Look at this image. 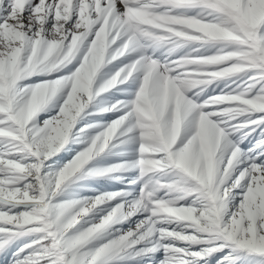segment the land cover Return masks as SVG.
<instances>
[{
  "label": "snow or ice",
  "instance_id": "snow-or-ice-1",
  "mask_svg": "<svg viewBox=\"0 0 264 264\" xmlns=\"http://www.w3.org/2000/svg\"><path fill=\"white\" fill-rule=\"evenodd\" d=\"M0 256L264 264V0H0Z\"/></svg>",
  "mask_w": 264,
  "mask_h": 264
},
{
  "label": "rangeland",
  "instance_id": "rangeland-1",
  "mask_svg": "<svg viewBox=\"0 0 264 264\" xmlns=\"http://www.w3.org/2000/svg\"><path fill=\"white\" fill-rule=\"evenodd\" d=\"M109 159H115L114 157H110ZM126 175L128 178H131V176L135 175V173H126L124 174ZM80 185L82 186H87V187H92V188H100L101 186H107V190L108 191H113L115 190L114 187H112L113 185H117V181L115 180H104V179H86V180H82L79 182ZM82 195H93L94 193L91 192H87V191H81ZM66 198V197H62ZM24 241H20V243H23ZM10 255V253L8 254ZM0 264H7V259L5 257L0 256ZM141 264H147L146 260L145 261H141ZM243 264V262H242Z\"/></svg>",
  "mask_w": 264,
  "mask_h": 264
}]
</instances>
